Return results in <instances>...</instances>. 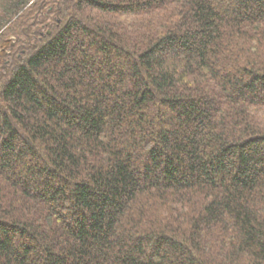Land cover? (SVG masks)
Returning a JSON list of instances; mask_svg holds the SVG:
<instances>
[{"label": "trees", "instance_id": "obj_1", "mask_svg": "<svg viewBox=\"0 0 264 264\" xmlns=\"http://www.w3.org/2000/svg\"><path fill=\"white\" fill-rule=\"evenodd\" d=\"M0 264H264V0H0Z\"/></svg>", "mask_w": 264, "mask_h": 264}]
</instances>
